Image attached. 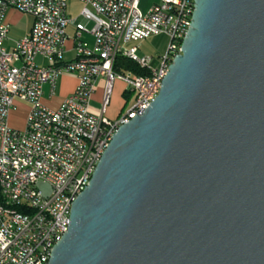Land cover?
Segmentation results:
<instances>
[{"label":"water","instance_id":"obj_1","mask_svg":"<svg viewBox=\"0 0 264 264\" xmlns=\"http://www.w3.org/2000/svg\"><path fill=\"white\" fill-rule=\"evenodd\" d=\"M48 264H264V0H195Z\"/></svg>","mask_w":264,"mask_h":264},{"label":"built area","instance_id":"obj_2","mask_svg":"<svg viewBox=\"0 0 264 264\" xmlns=\"http://www.w3.org/2000/svg\"><path fill=\"white\" fill-rule=\"evenodd\" d=\"M81 21L67 13L69 0H0V264H48L67 232L74 200L86 189L118 128L148 108L181 53L195 0H160L145 13L139 0H79ZM9 8L34 17L31 32L4 46ZM92 21V28L86 23ZM75 23V56L65 58L67 29ZM83 32L94 37L89 46ZM165 35L158 57L138 55L133 42ZM120 55L147 71H113ZM42 57L46 63H38ZM78 78L75 91L52 109L42 103L63 74ZM105 78L101 113L90 110L99 77ZM121 79L134 100L116 119L105 115L113 83ZM30 104L25 129L9 125L14 100ZM40 183L49 184L44 193Z\"/></svg>","mask_w":264,"mask_h":264},{"label":"crops","instance_id":"obj_3","mask_svg":"<svg viewBox=\"0 0 264 264\" xmlns=\"http://www.w3.org/2000/svg\"><path fill=\"white\" fill-rule=\"evenodd\" d=\"M160 0H139V7L144 13L154 4L159 2ZM82 3L79 0H69L67 5V13L71 18H77L76 22L81 21L80 11L82 9ZM34 17L30 14H25L20 12L17 9L9 8L6 21L9 25V34L8 37L4 40V46L8 50H12L15 46V41L27 36L28 33L31 32V29L34 24ZM93 22L89 21L86 23V27L88 29L92 28ZM78 31L75 23H71L67 29V42H66V52L65 58L71 59L75 56V43H76V32ZM82 40L86 42L87 45L92 46L94 44V37L92 34L88 32H83ZM38 63H46V60L43 58H37ZM78 84V78L73 74H63L58 81L57 90L55 94H51L49 85H44L43 95H42V103L52 109L58 108L63 102L64 98L69 97ZM104 84L105 78L103 76L99 77L95 83L96 88L91 97L90 102V110L93 114L101 113V106L103 100V92H104ZM124 84V83H123ZM131 92L127 91V85H124V89L122 91V96L127 98ZM110 103V102H109ZM109 106V105H108ZM108 106L106 107L105 115L107 116ZM30 104L26 101H22L20 99L14 100V106L9 113V125L12 128L16 129H25L27 125V117L30 112ZM123 106L119 109L115 118L120 116L124 111L122 110ZM108 117V116H107ZM109 118V117H108Z\"/></svg>","mask_w":264,"mask_h":264},{"label":"rangeland","instance_id":"obj_4","mask_svg":"<svg viewBox=\"0 0 264 264\" xmlns=\"http://www.w3.org/2000/svg\"><path fill=\"white\" fill-rule=\"evenodd\" d=\"M168 38L165 35H152L146 40L140 42H133V45L138 46V55L139 56H155L158 57L162 54L168 44ZM123 80L116 79L113 83V89L110 96V103L107 110V116L109 118H115L119 109L123 106V111L128 109L131 103L134 100L133 93H130L127 98L122 96V91L124 89V85H126ZM41 188L44 190V193L48 194L51 191V187L49 184L40 183Z\"/></svg>","mask_w":264,"mask_h":264},{"label":"trees","instance_id":"obj_5","mask_svg":"<svg viewBox=\"0 0 264 264\" xmlns=\"http://www.w3.org/2000/svg\"><path fill=\"white\" fill-rule=\"evenodd\" d=\"M121 70H132L137 74L147 73V71L139 67L137 63L122 55H120V57L119 56L117 57L113 71H121Z\"/></svg>","mask_w":264,"mask_h":264}]
</instances>
